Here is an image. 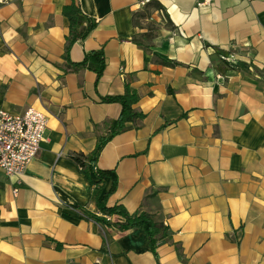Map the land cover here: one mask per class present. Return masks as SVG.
I'll list each match as a JSON object with an SVG mask.
<instances>
[{
    "label": "crops",
    "instance_id": "obj_1",
    "mask_svg": "<svg viewBox=\"0 0 264 264\" xmlns=\"http://www.w3.org/2000/svg\"><path fill=\"white\" fill-rule=\"evenodd\" d=\"M73 1L97 25L69 57L103 49L99 81L67 69ZM126 82L145 117L96 166L118 177L108 207L168 226L156 253L143 230L102 221L113 180L92 184L72 158L119 117L102 97ZM29 107L49 123L25 173L0 172V264H264V0L0 1V108Z\"/></svg>",
    "mask_w": 264,
    "mask_h": 264
},
{
    "label": "trees",
    "instance_id": "obj_2",
    "mask_svg": "<svg viewBox=\"0 0 264 264\" xmlns=\"http://www.w3.org/2000/svg\"><path fill=\"white\" fill-rule=\"evenodd\" d=\"M64 15L69 19L70 31L67 36L66 51L64 59L67 62V69L79 71L81 69H90L96 72L97 81L100 80L106 67L105 53L103 49L94 50L86 54L84 60L79 63H74L70 60L69 51L72 45L79 39H85L96 27L97 21L87 16L80 6L73 1L63 9ZM140 95L137 89L126 82L125 91L120 95H108L102 97L103 102H117L122 106L121 113L118 118L110 120L106 123V130L99 133L94 150L89 154L77 153L72 156L73 160L79 165L81 171L86 178L94 185H99L106 177L113 180L111 189L104 194L102 198H97L98 209L106 215H118L121 219L116 221L108 220L105 217L102 221L106 225H116L122 230H138L141 229L146 234L150 249L156 253L158 241L169 237V228L164 224H159L155 221L152 214L146 211H139L131 214L122 205L107 206V199L112 194L118 183V177L115 170L99 169L96 166L97 159L103 150L104 146L117 134L125 131L128 122H136L145 117V113L135 109L134 105L139 101ZM95 174L98 179H94L92 174ZM82 209V208H80ZM88 215H91L87 210H83ZM97 218L95 215H92Z\"/></svg>",
    "mask_w": 264,
    "mask_h": 264
},
{
    "label": "built area",
    "instance_id": "obj_3",
    "mask_svg": "<svg viewBox=\"0 0 264 264\" xmlns=\"http://www.w3.org/2000/svg\"><path fill=\"white\" fill-rule=\"evenodd\" d=\"M211 1L197 0L199 5H208ZM48 123L46 112L33 107L23 113H11L0 108V172L18 178L25 173L29 162L40 151ZM17 193L18 187H15L14 194ZM104 217L111 220L109 215Z\"/></svg>",
    "mask_w": 264,
    "mask_h": 264
}]
</instances>
